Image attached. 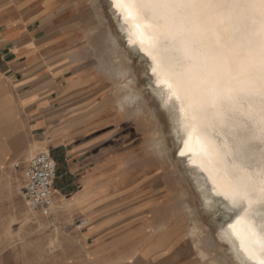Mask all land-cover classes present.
I'll return each mask as SVG.
<instances>
[{
  "label": "bare ground",
  "instance_id": "6f19581e",
  "mask_svg": "<svg viewBox=\"0 0 264 264\" xmlns=\"http://www.w3.org/2000/svg\"><path fill=\"white\" fill-rule=\"evenodd\" d=\"M95 3L107 14L99 25L108 30L105 53L112 65L107 66L96 55L92 61L110 80L122 81L120 92L124 95L117 105L121 113L136 106L140 112L147 108L160 123L164 118L166 131L160 130L152 147L175 173L187 177L197 210L187 203L183 206L184 214L194 219L188 227L190 236L208 235V226L201 222L207 218L230 251L227 254L221 246L216 247L213 264H264V91L260 87L264 28L258 5L234 7L227 15L210 9L207 30L200 28V8L179 9L180 18L169 24L165 37L163 30L143 14L129 17L125 5L116 0ZM89 20L99 22L92 14ZM140 23L148 27L138 29ZM176 42L190 57L184 77L193 100L191 106L177 100L169 87L172 77L165 75L166 62L176 53L163 45ZM138 57L147 62L142 74L154 77L147 88L142 75L132 72ZM198 106L203 110L193 118ZM176 125L186 131L180 150L168 144L177 133ZM234 183L247 191L246 199L235 195ZM222 209L234 214L225 226L219 216ZM168 241L169 237H164L160 246L165 247Z\"/></svg>",
  "mask_w": 264,
  "mask_h": 264
},
{
  "label": "rangeland",
  "instance_id": "374dc122",
  "mask_svg": "<svg viewBox=\"0 0 264 264\" xmlns=\"http://www.w3.org/2000/svg\"><path fill=\"white\" fill-rule=\"evenodd\" d=\"M3 5L9 11L23 10L42 43L53 39L56 48L62 46L74 54L70 59L78 66L75 70L78 71L79 85L87 82L85 93L89 108L86 110L87 115H59L55 126L59 129L67 127V137L60 142L63 146L53 148L51 144L54 140L47 138L43 144L38 141L37 135L31 134L28 155L3 166V172L8 173L10 180L8 188L0 191V264L117 263L109 257L97 259L90 254L95 246L90 238L91 218L84 212L83 199L76 200L72 194L80 185H75L68 178L73 167L71 161L75 165L82 161L77 172L87 167L90 170L97 168L107 161L111 166L120 162V174L113 171L111 175H118H109L102 183L115 189H133V196L125 197L129 200L123 203L143 205L149 202V208L139 217L140 224L144 225L148 221L157 224L149 223L141 230L142 233L148 232V238L139 240L134 246L135 254L141 253L140 258L131 256L121 264H213L218 254L215 248L220 249V246L221 250L230 254L228 246L226 248L219 238L218 229L213 230L207 218H202L201 222L208 226V235L189 234L188 227L194 219L190 214H184L183 206L187 203L193 211L197 210L187 177L181 172L175 173L169 162L155 155L152 147L156 135L166 127L164 118L160 119V123L147 108L140 112L136 106L121 113L117 105L124 95L120 92L122 81L110 80L108 74L95 68L93 55L103 58L107 66L112 65L105 53L109 46L108 30L105 26L101 29L99 25L104 15L107 16L105 10L95 0H6ZM91 14L100 23H91ZM137 60L132 72L142 75L147 88V85H152L151 79L154 77L143 75L147 62L140 58ZM71 102L74 103L73 100ZM75 129L78 130V139L88 137L92 147L81 154L79 160H68L71 145L65 139L69 138L73 143L74 138H70L68 131L72 133ZM176 130L177 133L172 135L173 141L169 140L168 144L180 150L186 131L181 125H176ZM43 150L51 154L57 165L55 204L51 207L50 218L32 212L22 196L25 168L30 159ZM219 216L222 226L234 218L230 210L224 209ZM87 219V226L76 228L78 222ZM115 234L120 233H110L109 236ZM166 236L169 241L165 247H161Z\"/></svg>",
  "mask_w": 264,
  "mask_h": 264
},
{
  "label": "crops",
  "instance_id": "0c3cea01",
  "mask_svg": "<svg viewBox=\"0 0 264 264\" xmlns=\"http://www.w3.org/2000/svg\"><path fill=\"white\" fill-rule=\"evenodd\" d=\"M5 2L0 1V191L8 188L10 180L8 173L3 172V166L28 155L31 134L37 135L43 144L47 138L54 140L53 148L63 146L60 142L67 137V127L59 129L55 126L59 115H87L89 108L85 93L87 82L79 85L75 70L78 66L70 59L74 54L65 47L56 48L53 39L42 43L23 10L9 11L4 8ZM68 133L74 138L73 143L69 138L65 139L71 145L68 160H79L81 154L92 147L91 140L84 136L78 139L77 129ZM81 162L75 165L71 161L73 167L68 178L80 185L72 194L76 200L83 199L84 212L91 218L90 238L95 244L91 256L97 259L109 257L116 260V264L131 256L139 259L141 253L135 254L134 246L139 240L148 238V232L141 230L149 223L157 224L153 221L140 224L139 217L149 208V202L143 205L123 203L129 200L125 197L133 196V189H115L102 183L113 171L120 174V162L112 163L114 170L107 161L97 168L90 170L87 167L77 172ZM118 231L119 235L109 236ZM107 237L111 238L105 239ZM101 239L105 240L100 243Z\"/></svg>",
  "mask_w": 264,
  "mask_h": 264
},
{
  "label": "snow or ice",
  "instance_id": "6c2138e0",
  "mask_svg": "<svg viewBox=\"0 0 264 264\" xmlns=\"http://www.w3.org/2000/svg\"><path fill=\"white\" fill-rule=\"evenodd\" d=\"M116 2L124 4L129 17L134 15H141L151 20L158 27L163 30L164 36L169 34V24L177 23L181 13L179 9L183 8H200V28L207 30L209 28V21L207 19V13L210 9L216 11H223L225 15L231 12L234 7H240L241 9L254 8L258 5L259 16L261 18V25L264 28V0H116ZM163 21V23H161ZM138 29L147 28L148 25L144 23L137 24ZM138 35L140 33H137ZM166 49L171 50L176 55H173L169 61L166 62V77H172V83L169 85L172 94L176 96L177 100L186 102L189 106L192 105L193 100L189 92L187 91L186 80L184 77V70L188 67L189 56L184 54L179 42L172 44H164ZM226 46V45H224ZM189 51H192L191 49ZM211 51V50H209ZM214 55L215 53L212 52ZM262 63H264V54H262ZM231 69V65L229 66ZM261 90L264 91V74L261 76L260 83ZM218 110V106H216ZM203 109L198 106L193 113V118L197 112ZM262 131H264V121H262ZM233 189L235 195L239 199L247 198V191L242 188L239 183H234ZM264 192V187L261 189Z\"/></svg>",
  "mask_w": 264,
  "mask_h": 264
},
{
  "label": "built area",
  "instance_id": "2783aa9c",
  "mask_svg": "<svg viewBox=\"0 0 264 264\" xmlns=\"http://www.w3.org/2000/svg\"><path fill=\"white\" fill-rule=\"evenodd\" d=\"M56 179L57 165L49 152L42 151L29 161L24 172L22 196L33 212L50 218ZM87 224L88 220H82L76 228Z\"/></svg>",
  "mask_w": 264,
  "mask_h": 264
}]
</instances>
